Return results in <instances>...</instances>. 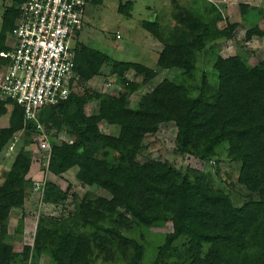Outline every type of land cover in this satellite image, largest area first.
I'll return each instance as SVG.
<instances>
[{
	"label": "trees",
	"instance_id": "trees-1",
	"mask_svg": "<svg viewBox=\"0 0 264 264\" xmlns=\"http://www.w3.org/2000/svg\"><path fill=\"white\" fill-rule=\"evenodd\" d=\"M23 1L14 0L4 10L0 52L10 51L7 44L21 22L18 7ZM104 1L88 0L86 9ZM169 1V21L161 14L165 9L156 20L141 21L164 46L156 69L114 60L78 41L77 80L66 102L44 107L38 121L28 123L21 105L0 100V122L10 116L8 127L0 126V156L24 134L0 184V264H40L43 257L47 264H143L149 249L155 254L153 264H264V61L253 66L245 57L230 56L220 61L214 79L204 74L198 81L199 55L209 58L212 46L233 39L240 23H231L218 5L206 0ZM135 3L121 4L119 14L132 18ZM240 12L242 22L251 26L245 40L264 37V9L241 4ZM101 65L121 86L117 95L87 89L102 74ZM164 72L168 76L161 83L142 93ZM92 102L98 105L96 115L86 112ZM104 123L118 127V134L103 133ZM169 123L177 127L178 153L215 165L223 158L237 162L238 186L247 199L215 187L206 171L177 169L154 159L141 163L145 139ZM39 124L51 139L63 132L72 139H52L47 173L63 177L77 169L76 177L88 191L74 201L77 209L67 217L40 219L36 244L23 247V261L17 263L15 245L8 243L10 215L25 206L36 188L28 178L34 155L25 145L36 144ZM42 187L45 204H68V191L55 182L46 180ZM99 190L110 193L111 200L100 197ZM168 223L173 232L161 246L145 240L142 228L155 230ZM16 233L24 234L23 219Z\"/></svg>",
	"mask_w": 264,
	"mask_h": 264
},
{
	"label": "rangeland",
	"instance_id": "rangeland-1",
	"mask_svg": "<svg viewBox=\"0 0 264 264\" xmlns=\"http://www.w3.org/2000/svg\"><path fill=\"white\" fill-rule=\"evenodd\" d=\"M127 1L129 0H105L102 6L90 4L86 12V24L82 31V36L78 39L87 46L104 52L114 60L135 62L156 69L160 52L164 46L142 28L141 21L156 20V16L162 9H165V13L162 12L161 14L165 16L166 21H169L172 5L169 0H133L136 3L132 18H125L119 14L118 10L120 5ZM240 1L242 3L248 0ZM240 1L214 0L213 3H217L216 5L220 7L223 15L231 23L239 22L240 27L237 28L236 35L233 39L221 40L214 44L212 46L214 49L213 54L209 58H207L206 53L199 55L198 81H201L204 74H207L210 80L214 79L216 74L215 69L219 66L220 61L230 56L245 57L253 66L257 65L260 61H264V37H257L253 42L245 40L246 33L251 26L249 23L242 22L240 8L238 7ZM13 3L14 0H0V32L2 31L4 10L8 6H12ZM255 3L253 1V4ZM148 7H152L151 10ZM259 7L262 8L264 5L261 4ZM225 25L226 23L223 22L220 24V27L223 28ZM260 26L264 31V21ZM118 35L121 36V39L117 37ZM78 39H76L75 44L78 43ZM101 72L102 74L99 77L93 79L88 84L87 89L91 88L90 90L117 95L121 86L116 81V78L110 75V70L105 65H101ZM134 75V73H128V77L131 80H136ZM167 76V72L162 73L148 86L143 88L142 93L151 91ZM180 78V75H176V79ZM141 80L142 78L139 81ZM139 99L140 96L133 97V100L136 102ZM86 112L88 115H96L98 113L97 102L90 103L86 107ZM9 117L8 115L2 118L0 122L2 128L8 127ZM101 130L105 134L116 135L119 132L118 127L108 126L105 123L101 124ZM176 137L177 127L175 123L162 125L156 133L149 135L145 139L143 148L139 154V161L145 163L150 159H154L167 162L177 169L191 167L206 171L210 174L215 187L225 189L241 200L247 199L245 191L238 186L240 168L237 162L223 158L215 165L214 161L206 163L190 155L178 153L175 146ZM52 139L56 143L72 140L65 132L58 138L52 136ZM23 141L24 134L21 133L10 148L5 150L0 156V184L4 182L6 172L11 169L19 149L23 146ZM25 149L34 155L33 165L28 178L33 179L36 188L27 199L25 206L23 208L13 209L10 215L8 243L15 245L17 263H22L23 261V247L29 245L34 246L36 244L40 219L47 216L60 217L63 213L67 217L69 213L77 209L74 201L80 202L88 191V187L83 186L78 181L76 177L77 169L70 171L63 177L51 175V173H47L46 171L47 166H45V161L43 162L44 152L38 148V145L35 143L26 144ZM46 180H51L58 184L63 191H68V204L47 205L43 202L42 184ZM96 193L102 198H107V201L111 200V195L107 191L99 190ZM102 207H107L112 210L116 208V205L103 203ZM118 211H121V209H118ZM21 219L24 220V234L19 236L16 233V229ZM70 224L71 222L68 220L66 226L69 227ZM142 232L145 240L149 244L152 246H161L165 241L166 235L173 232V224L168 223L165 227L155 230L142 228ZM150 250L148 253H145L143 264H153L155 254ZM40 264H47L45 257L42 258Z\"/></svg>",
	"mask_w": 264,
	"mask_h": 264
},
{
	"label": "built area",
	"instance_id": "built-area-1",
	"mask_svg": "<svg viewBox=\"0 0 264 264\" xmlns=\"http://www.w3.org/2000/svg\"><path fill=\"white\" fill-rule=\"evenodd\" d=\"M88 0H24L18 7L21 22L11 33L9 52H0V100L16 101L26 122L38 121L44 107L66 102L74 90L76 36L83 30ZM38 148L47 153L52 139L38 125Z\"/></svg>",
	"mask_w": 264,
	"mask_h": 264
},
{
	"label": "crops",
	"instance_id": "crops-1",
	"mask_svg": "<svg viewBox=\"0 0 264 264\" xmlns=\"http://www.w3.org/2000/svg\"><path fill=\"white\" fill-rule=\"evenodd\" d=\"M206 1H209V2H214V0L212 1V0H206ZM240 1V0H239ZM250 1V2H249ZM253 1H255L256 3L255 4H253ZM242 3H244V4H247V5H249V6H251V7H256V8H258V6H260L261 4L262 5H264V0H248V1H245V2H242ZM214 4H217V3H214ZM239 4H241V1L238 3V7H239ZM260 8V7H259ZM262 8H264V7H262ZM85 24H86V21H85ZM82 36V35H81ZM81 37H79V39H80ZM77 40V41H79L80 42V40Z\"/></svg>",
	"mask_w": 264,
	"mask_h": 264
},
{
	"label": "clouds",
	"instance_id": "clouds-1",
	"mask_svg": "<svg viewBox=\"0 0 264 264\" xmlns=\"http://www.w3.org/2000/svg\"><path fill=\"white\" fill-rule=\"evenodd\" d=\"M241 4H244V3H241ZM241 4H240V5H241ZM240 5H239V8H240Z\"/></svg>",
	"mask_w": 264,
	"mask_h": 264
}]
</instances>
